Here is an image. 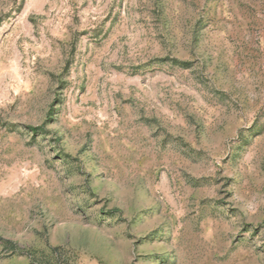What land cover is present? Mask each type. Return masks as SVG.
<instances>
[{"label":"rangeland","instance_id":"1","mask_svg":"<svg viewBox=\"0 0 264 264\" xmlns=\"http://www.w3.org/2000/svg\"><path fill=\"white\" fill-rule=\"evenodd\" d=\"M0 264H264V0H0Z\"/></svg>","mask_w":264,"mask_h":264},{"label":"trees","instance_id":"2","mask_svg":"<svg viewBox=\"0 0 264 264\" xmlns=\"http://www.w3.org/2000/svg\"><path fill=\"white\" fill-rule=\"evenodd\" d=\"M34 131H35V132H38V131H40V129L35 128Z\"/></svg>","mask_w":264,"mask_h":264}]
</instances>
